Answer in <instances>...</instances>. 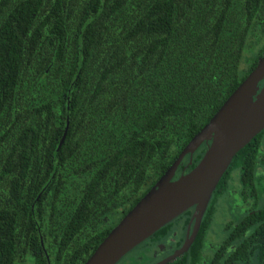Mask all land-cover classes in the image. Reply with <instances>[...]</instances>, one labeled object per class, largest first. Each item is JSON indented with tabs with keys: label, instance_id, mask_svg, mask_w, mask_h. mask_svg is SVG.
Here are the masks:
<instances>
[{
	"label": "trees",
	"instance_id": "obj_1",
	"mask_svg": "<svg viewBox=\"0 0 264 264\" xmlns=\"http://www.w3.org/2000/svg\"><path fill=\"white\" fill-rule=\"evenodd\" d=\"M263 54L264 0H0V264H81Z\"/></svg>",
	"mask_w": 264,
	"mask_h": 264
},
{
	"label": "water",
	"instance_id": "obj_2",
	"mask_svg": "<svg viewBox=\"0 0 264 264\" xmlns=\"http://www.w3.org/2000/svg\"><path fill=\"white\" fill-rule=\"evenodd\" d=\"M263 128L264 54L154 183L110 227L81 264H114L155 229L194 205L191 235L172 254L152 264H164L179 254L186 248L211 191L233 156ZM63 135L64 131L58 145ZM203 141H207V145L198 162L189 170L176 174L175 170L183 163L185 155L189 154L190 163L193 152Z\"/></svg>",
	"mask_w": 264,
	"mask_h": 264
},
{
	"label": "flooded vegetation",
	"instance_id": "obj_3",
	"mask_svg": "<svg viewBox=\"0 0 264 264\" xmlns=\"http://www.w3.org/2000/svg\"><path fill=\"white\" fill-rule=\"evenodd\" d=\"M189 164H181L175 173L189 170ZM225 171L223 184L212 198L211 191L186 248L164 264L173 260L177 264H262L264 216L260 208L264 193L258 180L264 177V161L258 155L251 170L237 167ZM193 212L194 205L188 206L163 224L161 235L152 237L151 233L149 239L142 240L145 243L136 244L140 248L135 250L149 257L147 264L169 256L188 239L194 227ZM137 252L136 257L141 259Z\"/></svg>",
	"mask_w": 264,
	"mask_h": 264
},
{
	"label": "rangeland",
	"instance_id": "obj_4",
	"mask_svg": "<svg viewBox=\"0 0 264 264\" xmlns=\"http://www.w3.org/2000/svg\"><path fill=\"white\" fill-rule=\"evenodd\" d=\"M135 248H132L124 255H122L114 264H138L136 260L133 259L132 255H135Z\"/></svg>",
	"mask_w": 264,
	"mask_h": 264
}]
</instances>
